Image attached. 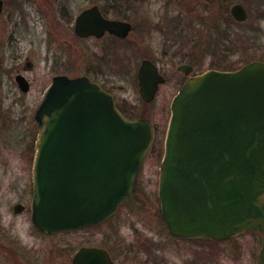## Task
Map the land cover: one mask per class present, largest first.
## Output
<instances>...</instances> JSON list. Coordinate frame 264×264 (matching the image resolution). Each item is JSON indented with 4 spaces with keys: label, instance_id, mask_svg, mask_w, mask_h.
Masks as SVG:
<instances>
[{
    "label": "water",
    "instance_id": "1",
    "mask_svg": "<svg viewBox=\"0 0 264 264\" xmlns=\"http://www.w3.org/2000/svg\"><path fill=\"white\" fill-rule=\"evenodd\" d=\"M88 12L78 18L79 26ZM230 12L239 21L247 18L240 3ZM108 26L120 36L130 29L117 20ZM137 78L142 99L151 101L162 78L149 60L141 62ZM18 81L28 89L23 77ZM170 110L157 183L169 232L223 240L258 231L264 264V62L192 75L174 95ZM35 116L34 226L53 235L114 214L131 194L150 148L148 121L125 117L99 84L67 76L53 78ZM73 264L112 263L106 250L81 247Z\"/></svg>",
    "mask_w": 264,
    "mask_h": 264
},
{
    "label": "rangeland",
    "instance_id": "2",
    "mask_svg": "<svg viewBox=\"0 0 264 264\" xmlns=\"http://www.w3.org/2000/svg\"><path fill=\"white\" fill-rule=\"evenodd\" d=\"M220 1H224L227 16L222 13ZM234 2H240L248 14L238 26L233 24L235 19L229 12ZM7 3L6 10L9 9ZM134 6L129 14L135 27L128 45L119 47L120 52L115 53L117 58H114L112 72L108 75V85L119 99L124 98L137 114L145 115L158 127H164L167 122V94L178 81L179 74L174 84L162 86L147 105L139 97L134 73L146 53L165 62L172 72L181 62L203 70L214 64L239 68L252 60L264 61V0H144ZM33 17L26 27L20 24L15 29L6 12L0 24V264H68L64 255L73 253L79 245L89 243L111 247L115 241L133 236V230L160 240L161 248L156 253L161 259L160 264H182L189 255L193 258L192 254L201 249L198 244L179 242L174 246L159 215L156 192L161 155L160 130L135 181L134 189L138 195L123 203L116 214L104 222L47 236L36 230L28 211H11L10 204L15 197L9 193V186L12 185L11 173L18 172L20 159L17 151L21 148V141L30 133L29 110L35 108L39 90L47 80L43 62L44 30L39 20ZM14 55L22 61L25 57L37 60L35 69L26 72L32 78L28 94L22 93L13 80ZM126 60L129 63L124 65ZM67 69L66 66L64 71ZM6 144L10 148L4 147ZM235 238L222 243L224 249L219 259L227 264L236 261L258 264L262 236L258 232L246 231ZM230 245L234 248L231 249ZM139 258L141 262L145 257L141 254L132 256L130 263L137 264L135 261Z\"/></svg>",
    "mask_w": 264,
    "mask_h": 264
},
{
    "label": "flooded vegetation",
    "instance_id": "3",
    "mask_svg": "<svg viewBox=\"0 0 264 264\" xmlns=\"http://www.w3.org/2000/svg\"><path fill=\"white\" fill-rule=\"evenodd\" d=\"M143 1L144 0H10L8 4L7 0H2L0 24L1 17L7 12L9 22L15 29H17V26H20V24H24L26 27L28 22L34 18L33 16H35V18L39 20L38 22L41 23V26L44 30L45 54L43 55V62L45 64V68L47 69V80L39 90L40 92L38 101L44 94L46 88H48V86L51 84L54 77H85L88 80L99 84L107 93L112 95L116 106L124 115L132 119L145 118L151 125L153 133L151 145H154L156 143L158 131L160 130L159 133H161L163 127H158L156 122L150 121L145 115L137 114V111L129 106L124 98L119 99L115 95L113 88L108 85V75H110L112 72L114 58H117L115 53L120 52L119 47L123 48L128 45V38L135 27L129 13L132 9H134V5L137 6ZM213 1L214 0H211V2ZM6 3L9 5L8 10H6ZM219 4L222 5L221 10L223 15H225L224 1H220ZM86 11H89V17L85 18L83 23H81L79 26L77 24L78 18ZM109 20H117L129 23L130 29L128 34L126 36H120L113 33V31L109 29L108 26ZM240 23L241 22L238 20L233 21L235 26H238ZM84 32L91 33L86 34ZM11 33L13 34V32ZM71 57L74 59H71ZM12 59L13 68L11 72H13V80L16 84V87L22 93L28 94L32 85V78H29L26 72H30L35 69L37 66V60L35 57H33L31 60L25 57V59L22 61L18 60V56L16 55H14ZM66 59L67 62H65ZM145 59L149 60L155 66L157 76H161L162 78V81L158 83L156 88L155 96L160 91L162 86L174 84V81H176L175 79H177L176 76L179 74L177 79L178 81L174 85L173 89L167 94L169 102L185 80H187L190 76L202 71L195 69L191 63L181 62L175 66V69L173 68L174 70L172 72V70L170 71L168 69V65L165 62L159 59H154L149 53H146V56L140 59L137 68L134 71L137 91L142 101L144 100L141 97L140 87L137 79V71L141 62ZM128 63L129 60H126L124 65ZM66 66L68 69L64 71ZM20 77H23L25 83L27 84V90H23L19 85L18 79H20ZM154 98L152 100H154ZM151 102L152 101L145 103L148 105ZM35 109L36 106L35 108L29 110V118L31 121L30 133L25 136V139L21 141V143L20 141L17 142L18 144H21V148H19L17 151L19 154L20 163L18 164V172L11 173L10 182L12 185L9 186V193L13 194L15 197V199L10 204L11 211L14 213H21L24 211H28L29 213L31 212L30 202L33 193L32 169L35 154L36 136L39 128L35 117ZM4 147L10 148V146L7 144L4 145ZM151 148L152 147H150V150ZM150 150L148 153H150ZM8 164L9 163L6 165ZM137 195V191L133 188L132 193L123 203H125L131 197ZM17 206L20 208L19 211H15V207ZM115 214H113L111 217H113ZM163 225L166 227L164 221ZM133 231V236L122 238L121 242L115 241L114 246L111 247L89 243L81 244L77 247V249L74 250L73 253L67 252L66 255H64L66 256V260H64L68 261V264H73V258L81 247H98L106 250L112 264H131L130 258L132 256H139L140 254L145 258L141 262L139 261L141 258H139L138 261H135L137 264H160L161 259H159L156 254L161 248L160 240L154 236H142L138 233V230ZM168 233L169 236H171L170 240H172V244L174 246H178L179 242H186L189 244L195 242V244L197 243L199 245H197V247L201 248L199 252H194V254H192V256L194 255L193 258L191 255H189V257L184 260V263L182 264H227L225 261L219 259L224 249L222 243L226 241L230 242L236 239L235 236L223 240H217L209 237L183 238L175 236L169 231ZM261 243L262 240L260 241V247ZM220 244L222 245L221 247L218 246ZM234 245L235 243H233V246ZM230 247L232 249L235 246L232 247L230 245ZM178 249L181 250L180 247ZM208 254H210L212 259L211 261L210 257L208 258ZM252 255L254 258H256L254 251H252ZM172 264L180 263L173 262ZM233 264H240V261H236ZM253 264H256V262ZM258 264H260L259 252Z\"/></svg>",
    "mask_w": 264,
    "mask_h": 264
},
{
    "label": "trees",
    "instance_id": "4",
    "mask_svg": "<svg viewBox=\"0 0 264 264\" xmlns=\"http://www.w3.org/2000/svg\"><path fill=\"white\" fill-rule=\"evenodd\" d=\"M225 15L227 16L228 15V13L226 14V11H225ZM215 66H211V67H208V68H215V69H228V70H231V69H236V68H231V67H229V66H226L225 64H214ZM155 146V145H154Z\"/></svg>",
    "mask_w": 264,
    "mask_h": 264
}]
</instances>
